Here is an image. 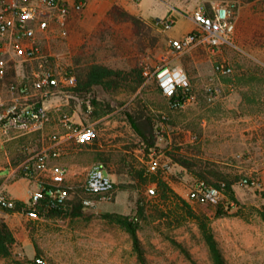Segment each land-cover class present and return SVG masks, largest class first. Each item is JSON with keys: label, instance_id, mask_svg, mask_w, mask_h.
Returning <instances> with one entry per match:
<instances>
[{"label": "rangeland", "instance_id": "rangeland-1", "mask_svg": "<svg viewBox=\"0 0 264 264\" xmlns=\"http://www.w3.org/2000/svg\"><path fill=\"white\" fill-rule=\"evenodd\" d=\"M216 1L232 2L236 9L232 44L218 48L200 45L177 54L168 30L115 0H86L81 11L71 13L66 35L55 32L42 40L49 63L71 68L77 82L46 100L48 119L25 141L27 152L32 156L68 133L61 120L64 113L81 119L95 127L96 137L80 143L69 135L60 141L62 154L50 158L48 165H66L68 179L78 181L94 162H102L116 182V192L113 200L86 206L77 214L31 219L0 211V220L16 239L12 254L0 255V264H143L130 233L105 215L134 216L139 206L144 207L138 235L146 264H214L197 219L180 197L208 220L226 264H264V0L204 3L210 9ZM125 10L139 19L128 17ZM93 63L124 73L115 85L77 90L78 76ZM217 63L230 66L231 72H217ZM167 64L184 70L193 89L194 99L181 107L170 106L154 76L142 72L144 79L138 83L139 70ZM18 67L31 79L38 62ZM16 70L11 67L3 81L17 80ZM127 112L152 117L159 127L154 145L138 134ZM11 154L0 153V165L8 170L18 164ZM152 159L159 164L155 171L149 168ZM8 170H0V176ZM153 176L168 181L180 197H161ZM244 178L258 179L259 186L246 184ZM197 179L231 182L238 202L217 217V204L188 199ZM29 184L28 178L19 177L6 190L27 200ZM149 187L156 193L149 194Z\"/></svg>", "mask_w": 264, "mask_h": 264}, {"label": "built area", "instance_id": "built-area-1", "mask_svg": "<svg viewBox=\"0 0 264 264\" xmlns=\"http://www.w3.org/2000/svg\"><path fill=\"white\" fill-rule=\"evenodd\" d=\"M85 0H0V81L4 80L11 67H18L25 61H36L38 67L32 71L31 79L22 78L4 82L8 97L0 94V126L4 133L12 130H37L44 127L48 112L45 102L64 87L76 86V76L69 67L50 64L43 52L42 40L58 32L66 35L68 20L72 10L81 11ZM235 4L218 2L210 9L200 5L192 17L195 27L182 37L171 38L170 44L177 54L184 53L196 46L207 45L218 48L223 44H232L236 30ZM175 23L171 15L154 20V25L163 30L170 29ZM217 72L228 74L231 67L216 64ZM147 77L154 76L164 95L173 108L181 107L194 99L193 92L186 98H174L178 90H191V83L184 70L163 65L150 71L143 70ZM69 135L80 143L91 142L97 135L91 124L76 122L68 114L61 118ZM60 140L44 147L28 160L17 164L5 179H0V211L16 207V198L6 190L7 182L13 176H22L30 180L27 188L28 199L14 212L31 219L45 218L39 205L48 197L52 205H66L68 200L79 196L86 206H97L100 202L113 200L116 182L102 162H94L83 180L70 181L69 169L63 164L48 165L50 158L62 154ZM158 161L152 159L151 171L157 170ZM48 172V173H47ZM243 182L258 187L256 178H244ZM149 194L156 193L155 187L148 188ZM225 183L216 185L205 179H197L189 189L188 199L199 203L219 204L226 199ZM234 205V202H232Z\"/></svg>", "mask_w": 264, "mask_h": 264}, {"label": "trees", "instance_id": "trees-1", "mask_svg": "<svg viewBox=\"0 0 264 264\" xmlns=\"http://www.w3.org/2000/svg\"><path fill=\"white\" fill-rule=\"evenodd\" d=\"M124 13L132 18V19H139L135 14L128 12L127 10ZM154 25V23H153ZM155 26V25H154ZM143 71L139 70L138 72V83L142 82L144 79ZM124 71L118 68H112L105 64L101 63H93L88 66L86 71L78 76V85L77 90H89L94 85L101 84L105 87L115 85L117 83L116 77H121ZM242 80V78H239ZM190 92H193L192 86L190 91L184 92L182 89L178 90L177 95L174 98L182 100L189 95ZM127 117L129 118L131 124L133 125L134 129L138 132V134L147 141L148 145H154L156 139V130L159 127L154 126V122L151 116L148 115H138L136 116L133 113L127 112ZM184 163V162H182ZM142 173V172H140ZM152 182L157 184V191L160 193L161 197L168 198L170 195H175L180 197L175 190L172 188L170 183L163 178L153 176L151 179ZM216 185H220L222 182H212ZM225 193L226 199L220 202L218 208L216 210V216L220 217L227 214L228 210L232 208L234 205L232 202L237 203L238 200L234 194V190L232 188L231 182L225 183ZM185 205L188 207V212L191 216L197 219L199 226L202 230L203 236L208 244L212 259L214 264H226V260L223 256V253L219 247L218 241L216 240L213 231L209 225V222L206 218L196 214L190 209V205L186 199L180 197ZM23 204L22 200L16 199V207L11 209H6V212H14ZM86 207L79 198L78 195L68 200L66 205H52L50 199L45 197L41 200L39 205V209L41 213H45L46 217H55L60 215L66 214H77L80 212L82 208ZM144 212V207L139 206L137 208V214L134 216H128L118 213H106V217L109 219L119 223L123 226L131 235L133 246L136 252L138 253L139 259L143 264H146V258L141 246V241L138 235V229L140 227L139 223V216H141ZM15 236L6 221L3 219L0 220V255L4 257H8L12 254V247L15 242ZM182 250L187 254L188 257L190 256L189 251L182 247Z\"/></svg>", "mask_w": 264, "mask_h": 264}, {"label": "crops", "instance_id": "crops-1", "mask_svg": "<svg viewBox=\"0 0 264 264\" xmlns=\"http://www.w3.org/2000/svg\"><path fill=\"white\" fill-rule=\"evenodd\" d=\"M68 1L69 3L72 4L74 3L75 0H68ZM137 1L135 0H115L116 3L123 5L130 11L141 15L142 17L151 21L152 23H154V20L156 18H161L167 15L173 16L175 19V23L170 29H168V34L171 38L182 37L189 31H191L195 27V22L192 17L194 10H196L198 6L200 5H205L204 0H137ZM218 2L220 1H216L214 3H218ZM86 4L87 2L85 0V6ZM72 12H76V11L72 10ZM16 71L19 75L17 76L18 79L22 78L23 75L25 74V70L24 69L22 70V68L20 69V67H17ZM0 94L4 98L8 97V93L4 85L0 86ZM75 121L80 122L81 119L80 120L76 119ZM65 130L67 131L66 128ZM0 131L2 135L0 139V144L2 146L0 153L4 151L6 153H8L9 151L10 153V151H12L11 155L12 156L16 155L15 159H12V160L13 161L16 160L18 164L22 163L23 161L28 160L31 157L30 153L27 152V146H25V141L32 139V137L36 135L35 133H32L33 130H25V131L12 130L9 133H4L0 126ZM67 137H69V133L62 135L60 138V141L61 142L65 141V138ZM37 139H40V137L38 136ZM21 141L24 142L22 145V148L18 147L16 148L17 150H12L13 149L12 146L18 144V142L20 143ZM7 158L9 161H11V159H9L10 158L9 155ZM5 169L8 170L7 167H2V165H0V170H5ZM11 171L12 169H9L7 174L0 176V179L2 180L5 179V177L8 176ZM19 177H22V176H13L12 178L8 180L7 185L12 180L19 178ZM12 197L19 199V200H26L18 196H12Z\"/></svg>", "mask_w": 264, "mask_h": 264}]
</instances>
